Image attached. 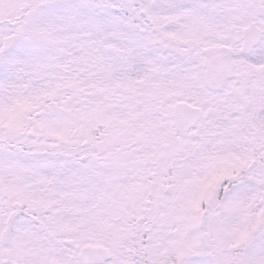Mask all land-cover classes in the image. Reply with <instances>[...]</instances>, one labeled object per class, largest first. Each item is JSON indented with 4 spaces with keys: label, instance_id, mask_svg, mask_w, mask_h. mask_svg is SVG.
I'll list each match as a JSON object with an SVG mask.
<instances>
[{
    "label": "snow or ice",
    "instance_id": "6c2138e0",
    "mask_svg": "<svg viewBox=\"0 0 264 264\" xmlns=\"http://www.w3.org/2000/svg\"><path fill=\"white\" fill-rule=\"evenodd\" d=\"M0 264H264V0H0Z\"/></svg>",
    "mask_w": 264,
    "mask_h": 264
}]
</instances>
